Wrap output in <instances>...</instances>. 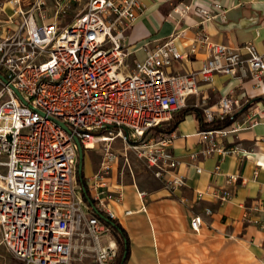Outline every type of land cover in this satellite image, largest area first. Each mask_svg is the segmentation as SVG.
<instances>
[{"label":"built area","instance_id":"obj_1","mask_svg":"<svg viewBox=\"0 0 264 264\" xmlns=\"http://www.w3.org/2000/svg\"><path fill=\"white\" fill-rule=\"evenodd\" d=\"M140 9V0H33L26 7L21 0L0 3V74L6 80L0 78V243L21 264H72L75 253L91 256L95 264H115L119 247L111 227L77 181L75 138L85 149L101 145L98 170L86 186L94 207L115 218L108 203L120 200L122 189L119 184L110 188L107 178L118 156L113 139L104 136L129 140L125 150H134L174 192L185 186V175L177 170L171 138L147 140L149 131L184 107L199 81L223 73L260 82L264 75V51L253 41L231 47L209 42L205 33L190 46V52L197 43L209 49L196 71H170L185 56L173 35L155 45L145 43L143 57L130 61L125 38ZM196 10L203 24L224 14L216 2ZM194 11L186 5L181 13ZM236 104L222 96L215 109L203 107V119L231 114ZM229 131V125L200 130L201 147L191 160L213 154L220 160L236 152L223 141ZM237 178L231 174L229 181ZM203 194L198 191L197 197ZM212 196L225 202L232 193L223 188ZM263 208L264 199L254 200L244 219L257 222L250 212ZM203 212L212 214L208 206ZM202 222L197 214L190 225L197 231Z\"/></svg>","mask_w":264,"mask_h":264},{"label":"crops","instance_id":"obj_2","mask_svg":"<svg viewBox=\"0 0 264 264\" xmlns=\"http://www.w3.org/2000/svg\"><path fill=\"white\" fill-rule=\"evenodd\" d=\"M214 2L222 7L224 14L201 23L203 16L196 9L210 8ZM140 3L141 9L125 38L130 61L143 57L145 43L155 45L172 35L178 49L185 54L170 67L173 73L196 71L207 59L209 49L204 43H197L196 50L190 52L200 33L207 34L209 42L231 47L253 41L259 51H264V0H140ZM186 5L195 11L182 14ZM226 95L237 100L233 112L240 114L229 125L230 131L223 141L236 152L220 160L213 154L192 161L190 154L201 147L199 131L202 130L194 111L189 110L169 134L171 150L178 160L177 170L185 175L182 188L170 192L160 182L143 189L145 195L140 196L136 181L117 183L116 167H112L107 182L110 188L119 184L122 197L109 201L108 208L128 236L125 264H200L197 252L202 248L209 254L217 240L228 244L224 257H231V249H235L241 253L244 264H264V208L250 212L257 222L244 219L247 207L256 199H264V75L258 82L250 76L239 78L217 73L209 82H198V90L187 97L186 107L197 108L202 113L206 106L215 109L220 97ZM91 150L85 149V180L94 174ZM196 165L201 171L196 170ZM231 174H237L238 178L230 182ZM223 188L230 189L232 196L220 202L212 196V191ZM198 191L204 192L200 199ZM206 206L212 210L209 216L203 212ZM126 210L131 213L125 214ZM197 214L203 222L196 231L190 220ZM162 225L170 228L162 230ZM113 239L117 244L114 236ZM174 241L180 244L172 247L169 243Z\"/></svg>","mask_w":264,"mask_h":264},{"label":"rangeland","instance_id":"obj_3","mask_svg":"<svg viewBox=\"0 0 264 264\" xmlns=\"http://www.w3.org/2000/svg\"><path fill=\"white\" fill-rule=\"evenodd\" d=\"M23 7H26L27 5H31L32 0H21ZM8 9V7H7ZM52 13V12H50ZM187 105L184 107L176 110L172 117L163 122L162 124L153 127L149 133L146 135V139L154 138L157 139L161 135H164V129L169 126V124L172 122L175 115L180 113L183 109L187 108ZM106 134V133H105ZM131 142L129 140H126V142L123 140V138L117 136L112 141V148L117 153L118 160L113 165L116 167L115 171V178L117 183L123 184L127 181L135 182L137 183L138 187L140 188V191H143V189L152 187L155 185V183H160L161 181L155 178L152 174V172L147 168L145 161L142 158H139L134 150L131 148H128L127 151L125 150L126 145H130ZM101 145H97L94 148H92L90 156L91 161L94 165V173L98 170V162H100L102 158V150ZM84 154H85V148ZM84 160V159H83ZM77 172H78V155H77ZM86 181L88 182V179L86 178ZM108 181V180H107ZM145 195V192H144ZM143 195V196H144ZM162 230H165L167 226H161ZM176 228V227H174ZM105 240V237L103 239ZM170 245L176 246L180 243L177 242H170ZM215 248L213 251L210 250V253L208 254L207 249H202L197 252L199 255V263L200 264H206L208 261L211 262V260L215 261V264H244V262H241L240 257L241 253L239 251H235V249H231L232 255L231 257H224L223 252L227 249L228 244L222 243L220 240H217L215 243ZM202 246H207V243H201ZM208 257H212L208 260ZM0 264H21L20 261L15 259L12 254L6 249V247L0 243ZM73 264H95L89 255H82L80 253H75Z\"/></svg>","mask_w":264,"mask_h":264},{"label":"trees","instance_id":"obj_4","mask_svg":"<svg viewBox=\"0 0 264 264\" xmlns=\"http://www.w3.org/2000/svg\"><path fill=\"white\" fill-rule=\"evenodd\" d=\"M246 108V106L243 108V110ZM194 111L195 116L197 120L199 121L200 128L202 130H209V129H217L222 128L225 126L230 125L232 122H234L240 113L238 112H232L231 114L225 115L222 118H216L213 121L205 122L202 116V113L197 108H185L180 113L174 116L172 122L169 124L167 128L164 129V135H169L176 127L177 124L183 119L184 115L188 111ZM77 181L82 187V192L84 198L87 200L89 198L88 189L86 186V180L82 172H77ZM98 216L105 221L110 227L112 234L114 238L116 239V242L119 246V253L116 257L115 264H125V261L127 259L128 253H129V240L126 231L121 227V225L118 223V221L114 218H110L106 213L103 211H100L98 213ZM124 252H126V256L123 259Z\"/></svg>","mask_w":264,"mask_h":264},{"label":"water","instance_id":"obj_5","mask_svg":"<svg viewBox=\"0 0 264 264\" xmlns=\"http://www.w3.org/2000/svg\"><path fill=\"white\" fill-rule=\"evenodd\" d=\"M0 78L2 80L6 81L5 78L1 74H0ZM13 90L22 99V96L19 93V91L17 89H15V88H13ZM75 142L77 144V150H78V172L81 173L82 169H83L84 149H83V146L81 145V143H80L78 138H75ZM87 201L93 207L94 211L98 214L99 211L97 210L96 207H94L91 199L87 198ZM125 256H126V252H124L123 259L125 258Z\"/></svg>","mask_w":264,"mask_h":264},{"label":"bare ground","instance_id":"obj_6","mask_svg":"<svg viewBox=\"0 0 264 264\" xmlns=\"http://www.w3.org/2000/svg\"><path fill=\"white\" fill-rule=\"evenodd\" d=\"M103 139L111 140V139H114V138H110V137L104 136ZM88 146H91L90 142L88 143Z\"/></svg>","mask_w":264,"mask_h":264}]
</instances>
